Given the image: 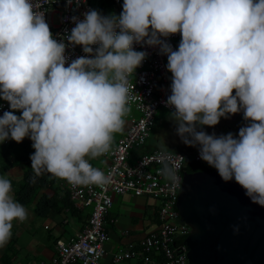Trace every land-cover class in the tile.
Segmentation results:
<instances>
[{"label": "clouds", "instance_id": "1", "mask_svg": "<svg viewBox=\"0 0 264 264\" xmlns=\"http://www.w3.org/2000/svg\"><path fill=\"white\" fill-rule=\"evenodd\" d=\"M37 8L32 0H0V99L11 109L0 115V143L32 141L33 183L44 172L73 186L109 182L89 159L108 153L124 129L130 77L148 55L134 49L142 44L167 55L171 94L164 103L174 108L181 141L264 206V0H123L119 15L89 9L83 19L70 18L66 40L88 54L70 63L66 43L53 38ZM178 32L174 50L161 37ZM240 112L247 124L238 135L203 130ZM161 174L175 178L167 165ZM12 191L0 176V247L13 221L28 218Z\"/></svg>", "mask_w": 264, "mask_h": 264}, {"label": "built area", "instance_id": "2", "mask_svg": "<svg viewBox=\"0 0 264 264\" xmlns=\"http://www.w3.org/2000/svg\"><path fill=\"white\" fill-rule=\"evenodd\" d=\"M122 1L111 0L114 13L118 12L116 4ZM32 3L34 6H40L37 8L38 11L44 12L53 38L66 43L65 55L69 57L68 63L77 57L88 55L83 52L82 46H73L66 40V36L75 26L70 18L76 16L83 19V13L93 9L88 0H72L71 4H68L67 0H32ZM54 14H58L56 23L53 20ZM161 39L167 40L175 50L179 46L181 34L178 32ZM134 49L146 51L148 55L130 77L131 110L125 117L129 124L124 134L111 145L110 151L101 155L109 160L102 171L110 175V180L102 186L67 184L68 196L73 207L77 210L90 207L87 220L69 241H56V252L49 260L35 264H99L105 254L104 245L108 239L105 223L112 206V196L125 193L156 199L157 225L138 244L129 243L115 251L112 255L113 261L137 258L141 264H186L187 262L184 241L190 228L179 220L176 203L188 156L181 151L154 148L130 159L131 153L139 150L146 143L158 107H170L164 101L171 94L172 74L166 67L167 55L159 54L158 46L134 44ZM8 110H10L9 103L0 100V115ZM132 110L137 115H134ZM246 124L247 121L242 118L234 135H238L239 128ZM191 160L203 165L209 171L216 172L207 162L200 159L198 150L192 155ZM165 165L174 171V179H166L161 174Z\"/></svg>", "mask_w": 264, "mask_h": 264}, {"label": "crops", "instance_id": "3", "mask_svg": "<svg viewBox=\"0 0 264 264\" xmlns=\"http://www.w3.org/2000/svg\"><path fill=\"white\" fill-rule=\"evenodd\" d=\"M98 11L105 15V10L102 7ZM110 12L111 14L114 13L113 5L110 7ZM132 113L136 115L134 110H132ZM15 114L20 115V112L17 110ZM228 119H230L229 122L233 120L231 117ZM125 121L123 131L114 134L112 144L124 134L129 124L127 118H125ZM226 122L227 120H222L220 125L223 126L224 123L226 127L229 124L231 125V123ZM239 124L240 122L234 125L233 134ZM24 141L32 145V141L28 137H25L22 142ZM22 142L17 143L18 146L15 147L18 154H21L24 149ZM147 148L152 150L160 147L147 146ZM147 148L145 144L139 150L133 151L130 159L132 160L139 153L149 151ZM86 159L88 158L86 157ZM108 162L109 160L103 156L89 159V163L93 167L101 170L106 168ZM3 165L4 161L1 160L0 176L11 180L14 196L15 190L21 185L25 166L15 164L9 168H4ZM50 179L53 182L48 186L40 187L32 201L24 205L28 210L27 220L22 223L13 221L11 239L4 247H0V264H35L40 261H47L56 252V241H69L84 226L90 207L76 211L60 208L62 197L68 193V182L53 175H50ZM42 198H54L55 204L40 214L36 211V207ZM112 199V206L108 211L105 223L108 239L104 245L105 254L100 259L99 264H141L137 258L115 262L112 255L119 248H123L129 243L138 244L150 230L156 227L158 201L149 196H134L129 193L115 194Z\"/></svg>", "mask_w": 264, "mask_h": 264}, {"label": "water", "instance_id": "4", "mask_svg": "<svg viewBox=\"0 0 264 264\" xmlns=\"http://www.w3.org/2000/svg\"><path fill=\"white\" fill-rule=\"evenodd\" d=\"M176 207L190 228L186 264H264V206L252 203L235 181L224 182L191 160Z\"/></svg>", "mask_w": 264, "mask_h": 264}, {"label": "trees", "instance_id": "5", "mask_svg": "<svg viewBox=\"0 0 264 264\" xmlns=\"http://www.w3.org/2000/svg\"><path fill=\"white\" fill-rule=\"evenodd\" d=\"M108 3L107 5L112 6L113 3L111 0H103L101 1V4ZM122 4L123 1L120 2L119 4H116L118 12L116 14L118 15L122 11ZM24 145V149L22 150L21 154L16 153L15 147L18 146L17 142L8 139L7 142L0 143V166H1V160L4 161V168H9L12 165L15 164H21L24 165V172H23V177H22V182L19 188L15 190L14 196L17 201L22 203L23 205L29 204L35 193L40 187L48 186L50 185L53 181L50 179V175L47 172H44L40 176H37L35 178V182H32V178L35 176V173L33 169L31 168V160H30V155L35 151V149L32 148V146L29 143H26L25 141L22 142ZM191 159L189 157L186 158V164L190 162ZM197 163V162H196ZM198 166L203 169L209 171L206 167L203 165H200L197 163ZM185 175V170L183 171V176ZM62 206L60 208L68 209L71 211H76L77 209L73 207L68 193L66 196L62 197ZM55 204V199L54 198H42L36 207V211L40 214L44 213L51 207H53Z\"/></svg>", "mask_w": 264, "mask_h": 264}, {"label": "rangeland", "instance_id": "6", "mask_svg": "<svg viewBox=\"0 0 264 264\" xmlns=\"http://www.w3.org/2000/svg\"><path fill=\"white\" fill-rule=\"evenodd\" d=\"M101 1L103 0H88V2L91 4L93 9H102L105 10V15H110V7L106 3H102ZM103 5V6H102ZM58 19V14L53 15V20L54 23H56ZM11 110V109H10ZM174 111V108L172 107H158L156 113H155V121L152 127L150 128L149 131V137L146 141V148L151 147V146H158L160 148H165L171 151H181L185 153L190 159L192 158V155L198 150V147H192V146H187L185 145L180 137L176 133V124L175 122L171 119L170 112ZM243 113H236L231 115L230 117L233 119L229 122L230 119H226L224 117H221L219 123L215 126H207L204 125L203 130L206 131L207 133L211 134L215 132L217 135L220 134H227L229 132H232V129L235 124L238 122H241L243 118ZM137 115V114H136ZM229 117V118H230ZM224 120H227L226 123H231L229 124L228 127L221 126L220 122ZM230 128V129H229ZM199 130V128H198ZM233 133V132H232ZM144 144V146H145ZM150 148H147L149 150Z\"/></svg>", "mask_w": 264, "mask_h": 264}, {"label": "flooded vegetation", "instance_id": "7", "mask_svg": "<svg viewBox=\"0 0 264 264\" xmlns=\"http://www.w3.org/2000/svg\"><path fill=\"white\" fill-rule=\"evenodd\" d=\"M185 167H186V164H185ZM184 170H185V168H184Z\"/></svg>", "mask_w": 264, "mask_h": 264}]
</instances>
